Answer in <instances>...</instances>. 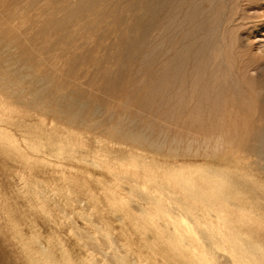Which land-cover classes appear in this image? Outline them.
I'll return each instance as SVG.
<instances>
[{
  "label": "rangeland",
  "instance_id": "rangeland-1",
  "mask_svg": "<svg viewBox=\"0 0 264 264\" xmlns=\"http://www.w3.org/2000/svg\"><path fill=\"white\" fill-rule=\"evenodd\" d=\"M81 2L0 0V264H264V0Z\"/></svg>",
  "mask_w": 264,
  "mask_h": 264
},
{
  "label": "bare ground",
  "instance_id": "bare-ground-1",
  "mask_svg": "<svg viewBox=\"0 0 264 264\" xmlns=\"http://www.w3.org/2000/svg\"><path fill=\"white\" fill-rule=\"evenodd\" d=\"M34 1V0H33ZM82 2L76 7V9L74 10V13H77V12H79V11H81V9H82V7L83 6H85V5H88L89 3H95L97 0H81ZM165 1V0H164ZM177 2L179 1V0H176ZM192 1V0H191ZM159 2V1H158ZM157 2V3H158ZM185 2V1H184ZM205 2V1H204ZM71 3V2H70ZM167 3H168V0H167ZM201 4V3H200ZM171 5V4H170ZM151 7V6H150ZM185 7V6H184ZM194 7V6H193ZM154 8V7H153ZM174 8V7H173ZM175 9V8H174ZM184 9V8H183ZM198 9H200L199 7H198ZM191 10V9H190ZM160 11V10H159ZM183 11H185V10H183ZM182 11V12H183ZM196 11H197V9H196ZM140 13V12H139ZM155 13V12H154ZM174 13V12H173ZM156 14V13H155ZM160 14V13H159ZM176 14V13H175ZM187 14V13H186ZM191 14V13H190ZM183 15H184V13H183ZM77 16V15H76ZM80 16V15H79ZM201 17V16H200ZM138 18V17H137ZM177 18V17H176ZM175 18V19H176ZM178 19V18H177ZM187 22V21H186ZM197 22V21H196ZM209 22V21H208ZM176 23V22H175ZM182 23V22H181ZM190 23V22H189ZM138 24V23H137ZM50 25H51V23H50ZM54 25V24H53ZM78 25V24H77ZM198 25V24H197ZM200 25V24H199ZM55 26V25H54ZM56 27V26H55ZM54 27V28H55ZM53 28V29H54ZM176 28V27H175ZM182 30V29H181ZM196 30V29H195ZM207 30V29H206ZM215 31V30H214ZM213 31V32H214ZM192 32V31H191ZM199 32V31H198ZM193 33V32H192ZM215 33V32H214ZM48 34V33H47ZM76 35V34H75ZM177 35V34H176ZM194 37V36H193ZM190 38V37H189ZM121 40H123V39H121ZM118 42V41H117ZM200 42V41H199ZM201 43V42H200ZM209 43V42H208ZM199 44V43H198ZM112 45V44H111ZM121 45H123V43L121 44ZM203 45V44H202ZM131 47V46H130ZM203 48V47H202ZM202 52V51H201ZM153 56V55H152ZM173 58H174V56H173ZM179 58V57H178ZM197 58V57H196ZM193 60V59H192ZM146 62V61H145ZM210 67V66H209ZM179 70V69H178ZM213 73V72H212ZM48 75V74H47ZM204 76H206V74L204 75ZM211 78V77H210ZM177 79V78H176ZM189 79H187V81H188ZM163 82H164V80H162ZM196 82V81H195ZM194 82V83H195ZM199 82V81H198ZM201 82V81H200ZM199 82V83H200ZM220 82V81H219ZM213 83V82H212ZM215 83V82H214ZM217 84V83H216ZM223 84V83H222ZM192 85H194V84H192ZM206 85V84H205ZM177 86V85H176ZM180 86H181V84H180ZM182 86H184V85H182ZM150 87V86H149ZM166 87V86H165ZM184 87H186V86H184ZM197 87V86H196ZM196 87H194V88H196ZM190 88V87H189ZM202 88V87H201ZM197 89H199L198 87H197ZM204 88H202V90H203ZM214 89V88H213ZM219 89V88H218ZM156 91V90H155ZM175 91H176V89H175ZM193 91V90H192ZM183 92V91H182ZM195 92V91H194ZM178 93V92H177ZM90 94V93H89ZM93 95V94H92ZM194 95V94H193ZM197 95V94H196ZM209 95V94H208ZM221 96V95H220ZM215 97V96H214ZM218 97V96H217ZM208 98V97H207ZM195 101V100H194ZM197 101H199V100H197ZM206 101V100H205ZM192 102V101H191ZM200 102V101H199ZM210 102H212V101H210ZM86 103V102H85ZM203 103V102H202ZM163 104V103H162ZM165 105V104H164ZM188 105V104H187ZM210 105V104H209ZM207 107V106H206ZM178 110V109H177ZM188 111V110H187ZM224 114V113H223ZM187 120V119H186ZM192 121V120H191ZM194 123V122H193ZM214 123V122H213ZM196 124V123H195ZM186 125V124H185ZM187 126V125H186ZM195 126H197V125H195ZM213 126V125H212ZM262 129V128H261ZM260 129V130H261ZM261 136V135H260ZM262 137V136H261ZM264 142V141H263ZM253 247H255V245L253 246ZM252 247V248H253ZM249 248H251V246H249ZM249 248H247L248 250H249ZM253 249H256V247L255 248H253ZM257 249H258V247H257ZM247 250V252H245V254L246 253H248V254H250V252L251 251H248ZM244 251H246V250H244ZM253 251V250H252ZM255 251V250H254ZM260 250L258 249V251L257 252H259ZM262 251H263V249H262ZM260 253V252H259ZM252 254H253V252H252ZM256 254H258V253H255L254 255H256ZM261 254V253H260ZM242 255H243V253H242ZM250 258H252V257H250ZM247 259H249L248 257H247ZM249 260H251V259H249ZM256 260H257V258H256Z\"/></svg>",
  "mask_w": 264,
  "mask_h": 264
}]
</instances>
